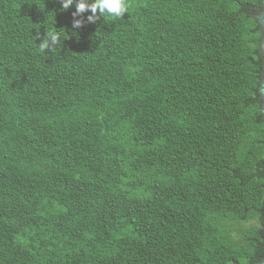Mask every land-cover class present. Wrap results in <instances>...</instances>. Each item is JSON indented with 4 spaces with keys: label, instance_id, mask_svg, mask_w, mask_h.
I'll list each match as a JSON object with an SVG mask.
<instances>
[{
    "label": "trees",
    "instance_id": "1",
    "mask_svg": "<svg viewBox=\"0 0 264 264\" xmlns=\"http://www.w3.org/2000/svg\"><path fill=\"white\" fill-rule=\"evenodd\" d=\"M127 2L0 0V264H255L262 0Z\"/></svg>",
    "mask_w": 264,
    "mask_h": 264
},
{
    "label": "clouds",
    "instance_id": "2",
    "mask_svg": "<svg viewBox=\"0 0 264 264\" xmlns=\"http://www.w3.org/2000/svg\"><path fill=\"white\" fill-rule=\"evenodd\" d=\"M75 4V11L72 13V28L80 29L85 23H95L99 18L106 17L113 20L122 19L125 13H129V4L127 0H61L64 10ZM90 14L85 18L84 14ZM39 38V33L34 39ZM61 42V34L54 31H47L46 36L38 44L41 53H47L58 47Z\"/></svg>",
    "mask_w": 264,
    "mask_h": 264
},
{
    "label": "water",
    "instance_id": "3",
    "mask_svg": "<svg viewBox=\"0 0 264 264\" xmlns=\"http://www.w3.org/2000/svg\"><path fill=\"white\" fill-rule=\"evenodd\" d=\"M253 16L257 18V20L260 23V27L263 31L262 34V39L260 42V49H261V55L264 59V0H262L261 2V8L259 10H256L253 12ZM260 94H261V103H262V112L264 115V71H263V76H262V82H261V86H260ZM255 264H264V256L262 257V259L255 263Z\"/></svg>",
    "mask_w": 264,
    "mask_h": 264
}]
</instances>
